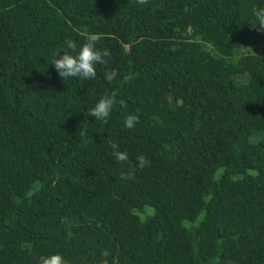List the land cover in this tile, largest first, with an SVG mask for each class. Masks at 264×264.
Listing matches in <instances>:
<instances>
[{
    "label": "trees",
    "instance_id": "16d2710c",
    "mask_svg": "<svg viewBox=\"0 0 264 264\" xmlns=\"http://www.w3.org/2000/svg\"><path fill=\"white\" fill-rule=\"evenodd\" d=\"M261 5L0 0V264H264ZM88 33L106 63L62 81L53 50Z\"/></svg>",
    "mask_w": 264,
    "mask_h": 264
},
{
    "label": "clouds",
    "instance_id": "9594fccd",
    "mask_svg": "<svg viewBox=\"0 0 264 264\" xmlns=\"http://www.w3.org/2000/svg\"><path fill=\"white\" fill-rule=\"evenodd\" d=\"M143 2V0H140ZM252 22L249 23L256 31L264 33V5L253 7L251 9ZM100 39L97 33H88L84 42L77 44L67 39L64 45L54 49L52 52L51 65L54 67L58 77L64 81L70 78H79L81 80H94L97 76V67L106 63L109 53L106 50L97 48V41ZM67 49V50H65ZM117 78L115 69L104 73V79L111 83ZM116 103V93H106L96 99L94 106L89 110L88 116L95 121L106 123L110 117L113 107ZM139 117L136 114H128L123 121L125 129H133L138 123ZM86 135L85 130L80 131V136ZM112 156L117 162H126L129 160L128 153L121 151L116 143H111ZM147 160L143 155L136 157V165L139 168L145 167ZM123 179L131 178L132 173L121 174ZM39 264H64V257L61 253L53 252L47 256L38 258Z\"/></svg>",
    "mask_w": 264,
    "mask_h": 264
},
{
    "label": "rangeland",
    "instance_id": "374dc122",
    "mask_svg": "<svg viewBox=\"0 0 264 264\" xmlns=\"http://www.w3.org/2000/svg\"><path fill=\"white\" fill-rule=\"evenodd\" d=\"M64 264H68V263L64 262Z\"/></svg>",
    "mask_w": 264,
    "mask_h": 264
}]
</instances>
